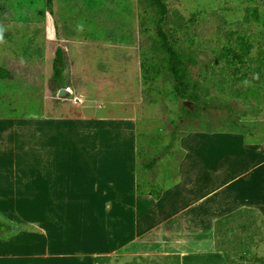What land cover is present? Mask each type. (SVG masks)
<instances>
[{
	"label": "crops",
	"instance_id": "0c3cea01",
	"mask_svg": "<svg viewBox=\"0 0 264 264\" xmlns=\"http://www.w3.org/2000/svg\"><path fill=\"white\" fill-rule=\"evenodd\" d=\"M250 50L242 46L231 63L233 76L221 80L231 81L238 114L248 107L245 87L264 83V50L256 57ZM229 63L225 59L224 67ZM250 68L263 75L250 78ZM123 105L133 113L101 119L82 112L76 134L67 115L21 119L20 127L32 132L27 140L35 144L29 154L20 149L14 158H0V215L5 224L23 229L0 239V264H39L41 256L66 259L49 253L54 245L67 246L68 256L80 264H139L155 257H177L182 264L186 257L191 264H259L264 159L255 158L257 134L225 130L186 145L177 141L181 157L172 159L171 167L164 162L175 178L167 184L164 172L143 170L135 155L137 131L161 130L150 125L156 114L145 104L138 111L136 103ZM68 138L71 159L49 156L56 145L67 147ZM248 138L252 157L241 154ZM144 172H155L158 187L155 181L141 185ZM58 228L69 229L61 234Z\"/></svg>",
	"mask_w": 264,
	"mask_h": 264
},
{
	"label": "rangeland",
	"instance_id": "374dc122",
	"mask_svg": "<svg viewBox=\"0 0 264 264\" xmlns=\"http://www.w3.org/2000/svg\"><path fill=\"white\" fill-rule=\"evenodd\" d=\"M163 1L167 13L162 28L172 47L179 57L192 56L195 60L189 74L196 101L181 100L164 69L167 55L156 34L160 13L152 0H50L49 6L47 0H0V70L9 75L0 78V158H14L20 149L29 154L35 144L27 140L32 132L20 127L21 119L67 115L76 134L82 112L101 119L124 116L133 112L123 103L132 102L136 111L145 104L146 110L156 114L150 125L161 129L137 131V161L140 165L157 159L153 170L164 172L167 184L175 178L166 173L164 162L168 159L171 167L170 161L181 157L177 141L186 145L191 139H206L208 134L225 130L254 132L258 150L255 158L264 159V83L245 87L248 107L238 114L231 81H221L233 76L231 63L242 46H251L253 57L264 50V0ZM57 48L64 51L65 68L62 77L54 81L52 63ZM225 59L229 67H224ZM246 74L250 78L263 75L251 68ZM60 90L67 92L60 96ZM148 98L152 104L148 105ZM197 106L202 108L198 114L189 117L184 113V108L192 111ZM142 124L139 120L138 129ZM173 132L177 138L171 149L165 150ZM57 135L64 138L63 133ZM251 141L248 138L241 153L245 157L253 155ZM68 142L65 148L56 145L49 156L71 159L74 146L73 141ZM159 158L165 160L159 162ZM154 173L144 172L143 187L155 181ZM205 186L197 188L196 194ZM22 229L12 226L1 231L0 239L13 238ZM68 229H60L61 234ZM261 249L264 253V241ZM51 252L66 259L41 256L39 264L81 263L68 256L67 246L54 245ZM184 260L191 264L193 259ZM255 262L264 264V257ZM139 264L182 262L177 257H155Z\"/></svg>",
	"mask_w": 264,
	"mask_h": 264
},
{
	"label": "trees",
	"instance_id": "16d2710c",
	"mask_svg": "<svg viewBox=\"0 0 264 264\" xmlns=\"http://www.w3.org/2000/svg\"><path fill=\"white\" fill-rule=\"evenodd\" d=\"M154 4L159 9L160 18L157 24V37L160 41V44L162 48L164 49L167 59L164 62V69L169 74V76L172 78V80L175 83V93L181 100H190V101H196V96L192 93L190 86H191V77L189 68L190 66L195 64V60L192 56L187 57H179L174 48L172 47L170 40L165 33V31L162 28L163 18L165 17L167 13V7L163 0H152ZM50 5V0H47V6ZM65 68V57H64V51L61 48H57L55 51V57L52 63V70H53V80L57 81L62 77V74L64 72ZM8 73L0 70V78L8 77ZM206 105H204L205 107ZM225 107H228L226 105ZM184 113L192 117L195 114H198L200 112L199 106H197L194 110L189 111L187 108H184ZM176 133H172V138L170 141V144L166 147L165 150H170L173 142L177 138ZM157 159H151L148 161H143L141 163L142 169L145 171H153V167L156 164ZM155 174V173H154ZM11 226L0 222V232L6 231Z\"/></svg>",
	"mask_w": 264,
	"mask_h": 264
},
{
	"label": "water",
	"instance_id": "95a60500",
	"mask_svg": "<svg viewBox=\"0 0 264 264\" xmlns=\"http://www.w3.org/2000/svg\"><path fill=\"white\" fill-rule=\"evenodd\" d=\"M67 91L66 90H60L59 91V95L63 96ZM188 103H185V105H187Z\"/></svg>",
	"mask_w": 264,
	"mask_h": 264
}]
</instances>
